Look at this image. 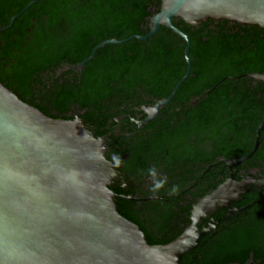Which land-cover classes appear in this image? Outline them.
<instances>
[{"label":"trees","instance_id":"obj_1","mask_svg":"<svg viewBox=\"0 0 264 264\" xmlns=\"http://www.w3.org/2000/svg\"><path fill=\"white\" fill-rule=\"evenodd\" d=\"M30 1L0 0V27ZM159 7L160 0H38L0 33V81L47 116L79 115L99 130L112 116L170 94L186 70L183 38L161 26L146 40L105 44L76 72H56L82 62L105 40L147 34L148 20ZM173 25L190 40V72L161 112L171 110L170 119H158L160 126L148 137L154 153L169 148L174 155L190 131L248 120L249 145L226 157L247 154L264 115V83L247 76L264 73V29L226 20L193 27L174 19ZM184 107L191 117L185 127L178 120ZM261 137L256 152L242 165L264 167V131ZM245 197L239 204L252 203L255 215L238 228L208 237L193 259L185 254L180 264H264V189Z\"/></svg>","mask_w":264,"mask_h":264},{"label":"water","instance_id":"obj_2","mask_svg":"<svg viewBox=\"0 0 264 264\" xmlns=\"http://www.w3.org/2000/svg\"><path fill=\"white\" fill-rule=\"evenodd\" d=\"M37 1L14 14L0 33ZM174 19L193 27L226 20L264 29V0H160L158 12L148 20L147 34L101 42L88 58L56 75L80 70L107 43L146 40L161 26L170 29L185 41L186 70L166 98L142 107L147 117L138 123L140 127L160 113L190 72V40L173 25ZM247 76L264 83V73ZM263 131L264 115L251 150L221 161L229 171L252 157ZM105 153L104 139L96 137L79 115L47 116L0 81V264H180L215 229L200 227L203 220L238 201L252 186L264 188V174L240 181L228 177L192 204L190 224L179 236L152 245L139 225L120 214L110 190L118 172Z\"/></svg>","mask_w":264,"mask_h":264},{"label":"flooded vegetation","instance_id":"obj_3","mask_svg":"<svg viewBox=\"0 0 264 264\" xmlns=\"http://www.w3.org/2000/svg\"><path fill=\"white\" fill-rule=\"evenodd\" d=\"M197 97L191 100L190 106L196 103L191 104ZM149 105L136 106L128 113L116 114L99 130L90 123L86 124L96 137L104 139L106 158L113 161L117 168L118 176L110 190L115 195L119 212L131 217L130 221L139 225L151 241L164 242L173 240L189 226L190 209L197 199L230 176L237 181L242 178H257L264 174L261 172L264 167L250 168L246 164L242 165V162L229 171L228 166L221 162L224 159H233L226 155L238 153L249 145L248 120L232 125L212 126L204 131H190L188 137L180 141L174 155L170 154L169 148L162 154H155V148L150 145L148 137L160 126L157 120L168 121V112L172 114V111L161 114L162 109L153 120L139 127L138 123L147 117L142 107ZM179 110L180 108H175L174 112ZM243 110L249 112L248 107ZM188 111L184 107L183 115L178 119L184 123L183 127L191 120L187 115ZM152 122L155 129L149 126ZM262 140L260 134L259 146ZM158 181H162L163 186L153 191V185ZM263 189L256 190L252 186L238 201L203 220L200 227L205 225L215 229L204 235L196 248H202L208 237H216L226 229L238 228L241 222L244 223L255 215L252 203H239L246 199V195ZM196 248L186 255L193 259Z\"/></svg>","mask_w":264,"mask_h":264},{"label":"clouds","instance_id":"obj_4","mask_svg":"<svg viewBox=\"0 0 264 264\" xmlns=\"http://www.w3.org/2000/svg\"><path fill=\"white\" fill-rule=\"evenodd\" d=\"M162 186H163V182H162V181H158V182H156V183L153 185L152 190H153V191H157V190H159ZM173 190H174V189H173Z\"/></svg>","mask_w":264,"mask_h":264}]
</instances>
